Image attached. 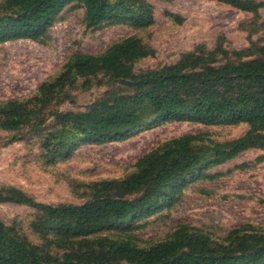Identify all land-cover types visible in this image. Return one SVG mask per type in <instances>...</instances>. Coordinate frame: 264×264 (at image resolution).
<instances>
[{
	"label": "trees",
	"instance_id": "1",
	"mask_svg": "<svg viewBox=\"0 0 264 264\" xmlns=\"http://www.w3.org/2000/svg\"><path fill=\"white\" fill-rule=\"evenodd\" d=\"M173 1V0H161ZM251 15L239 28L249 38L264 25V0H213ZM70 4L83 8L86 28L155 22L152 0H0V44L29 39L47 43L50 28ZM173 24L185 17L169 10ZM155 49L138 35L123 37L100 53L76 51L25 97L0 102V141L38 140L45 165L68 158L83 143L122 140L165 122L238 125L240 136L215 141L203 133L168 139L141 155L118 178L93 181L78 203H44L15 185H0V204L26 206L28 220L0 216V264H264V228L237 227L223 240L181 224L166 237L142 243L136 231L174 207L190 181L249 149L245 165L264 163V43L230 48L224 34L212 47L196 43L172 63L137 70ZM105 86L84 109H61L75 90ZM5 133V136L1 134Z\"/></svg>",
	"mask_w": 264,
	"mask_h": 264
},
{
	"label": "rangeland",
	"instance_id": "2",
	"mask_svg": "<svg viewBox=\"0 0 264 264\" xmlns=\"http://www.w3.org/2000/svg\"><path fill=\"white\" fill-rule=\"evenodd\" d=\"M152 2L156 8L155 22L144 30L127 25L86 28L82 21L83 8L70 4L50 28L47 43L19 39L0 44V102L32 94L72 53H100L132 34L155 49L154 56L136 63L137 70L172 63L181 52L199 42L212 47L219 34L226 36L230 48L247 46L250 39L264 43V25L249 38L248 31L240 29L239 24L250 22L251 15L227 4L213 0ZM165 10L183 15L184 22L173 24L163 15ZM261 16L264 20V8ZM105 89V86L94 85L88 90H75L74 102L63 104L61 109H84ZM246 129V124L207 126L190 121L165 122L135 131L119 141L80 144L68 158L54 165H45L38 157L37 138L9 145L1 143L6 140L3 138L0 141V185L18 186L44 203H78L84 199L89 183L128 174L141 155L168 139L203 133L215 141H225L240 136ZM258 154L259 150L249 149L209 169L211 176L188 182L174 207L152 216L145 227L136 231L142 243L156 242L181 224L200 229L215 240H223L237 227L264 228V163L245 165ZM31 213L26 206L0 204V216L7 223L14 218L26 221Z\"/></svg>",
	"mask_w": 264,
	"mask_h": 264
}]
</instances>
